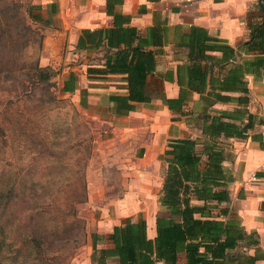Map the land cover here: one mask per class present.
<instances>
[{"label": "crops", "instance_id": "1", "mask_svg": "<svg viewBox=\"0 0 264 264\" xmlns=\"http://www.w3.org/2000/svg\"><path fill=\"white\" fill-rule=\"evenodd\" d=\"M262 5L264 9V2ZM256 6L258 7V0L33 2L29 8V16L50 28L40 49L39 66L47 68L53 61L60 66L56 71H61L62 80L57 85L60 95L68 99L79 117L82 116L84 122L90 125L93 151L89 163L96 156L100 163H106L111 160V155L112 158L116 155V162H120L119 155L124 154L130 168L132 165L145 163L151 169H156L162 163L164 173L162 158L170 140L201 137L202 121L199 114L202 103L196 93L190 94L184 105L185 116L170 111L159 98L148 103H133L134 110L125 116L114 115L110 111L108 97L127 93L125 76L102 75L95 71L104 68L108 55L125 47L120 44L108 49L106 36L110 32L119 40L129 41L132 38V46L137 45L138 38L146 35L151 40L150 36L154 35V32L150 34L152 28L156 30L157 37L162 36V52L155 56V69L147 76V90L154 92L157 89L158 93L162 91L165 99H176L179 91L176 67L186 62V53L174 47L178 37L182 33H188L191 27H199L211 37L221 39L230 47L236 48L249 38L246 17ZM115 40L117 39L113 40L114 43ZM68 49L74 54L73 58H80V61L73 68L68 66L64 70L62 63L67 60ZM158 49L155 46L145 48L150 51ZM210 54L220 57V53ZM67 69L69 72L65 73ZM246 80L249 98L246 109L262 123L254 124L244 139L225 141L223 167L232 177V182L227 185L229 200L221 204V207L228 209L230 217L239 222L246 235V239L238 242L235 248L226 251L228 261L225 264H264V71L258 80L250 75L246 76ZM64 84L66 92L62 90ZM238 96L231 94L230 103H217L211 112L231 111L237 107ZM163 173L156 185L137 184V195L128 196L122 205V219H100L95 222L92 234L106 235L114 226L129 218L132 222L144 220L146 235L153 239L156 235L155 219L162 211L157 203V196ZM90 183L88 179V202L112 198L110 189L96 192ZM228 217L219 220H227ZM107 246V242L97 243L98 248ZM90 248L92 249L91 243ZM80 264L92 263L89 259ZM178 264H186L184 253L178 256Z\"/></svg>", "mask_w": 264, "mask_h": 264}, {"label": "rangeland", "instance_id": "2", "mask_svg": "<svg viewBox=\"0 0 264 264\" xmlns=\"http://www.w3.org/2000/svg\"><path fill=\"white\" fill-rule=\"evenodd\" d=\"M36 1L0 0V264H80L91 260L95 222L122 219L137 184L161 180L162 163L130 168L124 154L116 162L110 151V161L89 163L90 125L60 95L56 61L47 67L50 80L37 84L50 28L29 16ZM73 55L68 49L62 69L78 65ZM88 179L112 198L84 201Z\"/></svg>", "mask_w": 264, "mask_h": 264}, {"label": "trees", "instance_id": "3", "mask_svg": "<svg viewBox=\"0 0 264 264\" xmlns=\"http://www.w3.org/2000/svg\"><path fill=\"white\" fill-rule=\"evenodd\" d=\"M246 27L249 38L236 48L199 27H191L178 37L174 47L186 53V62L176 67L179 87L176 99H165L157 89L147 90V76L154 71L155 56L162 52L164 44L155 29H150V34L154 32L151 40L147 35L138 38L136 46H132V38L119 40L111 32L106 36L110 50L125 45L106 57L104 68L95 70L102 75L125 76L126 95L108 97L114 115L125 116L134 110L133 103L159 98L170 111L185 116L184 105L190 94L196 93L202 103L199 114L202 123L201 137L167 143L162 158L163 181L157 196L162 211L155 219V237H147L144 220L132 222L127 218L106 235H91L92 264H178L182 253L186 264H225L226 251L246 239L239 222L221 207L229 200L227 185L232 182L223 162L225 141L244 139L254 124L262 123L246 109L249 102L246 76L258 80L264 71V9L256 6L250 11ZM151 46L159 49L145 50ZM210 53H220V57ZM38 70L37 84L47 83L50 80L47 68ZM62 90L67 91L65 84ZM231 94L239 95L236 108L211 112L217 103H230ZM226 217L227 220H219ZM98 242H107L108 246L98 248Z\"/></svg>", "mask_w": 264, "mask_h": 264}, {"label": "water", "instance_id": "4", "mask_svg": "<svg viewBox=\"0 0 264 264\" xmlns=\"http://www.w3.org/2000/svg\"><path fill=\"white\" fill-rule=\"evenodd\" d=\"M263 2H264V0H258V7L260 8V9H263Z\"/></svg>", "mask_w": 264, "mask_h": 264}]
</instances>
